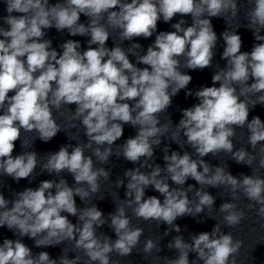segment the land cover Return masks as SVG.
Listing matches in <instances>:
<instances>
[{"label":"clouds","instance_id":"clouds-1","mask_svg":"<svg viewBox=\"0 0 264 264\" xmlns=\"http://www.w3.org/2000/svg\"><path fill=\"white\" fill-rule=\"evenodd\" d=\"M4 2L8 15L2 19L8 28L0 26L3 37L0 39V111L3 112L0 114V176L12 177L17 183L32 176L38 165L37 153L25 151L14 157V142L21 140L22 131H35L44 142L52 140L62 131L53 109L60 112L65 105L75 104V112L68 108V127L75 128L72 122L79 120L87 143L75 147L61 145L41 165L42 172L57 176L66 170L77 186L69 187L63 178L59 182L44 180L36 189L14 193L11 201L0 192V227L6 225L18 237L34 239L36 247L74 241V249L87 257L86 264H120L119 260L111 259V254L130 256L144 231L132 226L126 208L137 219L168 225L164 232L167 236L169 229L181 232L175 223L177 218L196 217L207 208L209 218L214 219L211 212L215 197L203 186L223 187L233 201L222 203L218 209L223 214L224 226L235 228L248 218L247 212L235 203L241 194L249 201L247 209L255 210L264 220V177L258 174L264 169V122L258 116L248 122L250 108L264 105V43H255L250 52H242L243 42L236 31L222 33L226 47L221 58L227 61V66L217 65L218 71L212 76L213 85L219 82V87L204 86L197 90L194 95L199 103L184 109L182 119L171 131V140L175 142L183 132L185 143L194 149L197 159L187 151L183 155L172 151L169 155V147L165 146V167L149 163L154 161V146L159 147L161 138L172 129L170 117L161 124L160 115L171 106L172 97L192 80L180 69L202 70L212 66L218 37L210 18L223 17L226 23L235 20L239 12L237 0H58L54 5L49 0ZM247 3L251 7L246 13V27L253 30L256 41H264L261 35L264 0H247ZM81 14L89 18L87 25L79 22ZM177 14H190L192 25L184 27L186 21L180 19L171 25L175 31L159 32L146 54L136 51L142 47L138 43L131 44L127 51L120 45L106 47L110 37L108 28L119 30L122 43L137 37L147 39L156 32L161 18L168 23ZM53 27L61 32L67 29L72 36H90L87 50L81 52L79 41L68 40L60 45L62 54L58 53L52 48V41L44 39L45 30ZM129 53L136 57L137 64L149 67H137L130 62ZM250 79L254 82L249 85ZM12 92L14 95H9ZM186 95L193 93L189 91ZM124 124L137 128V134L119 145L115 154L140 166L125 171L127 198L116 205L106 221L94 204L78 208L74 196L89 200L99 192L100 179L109 180L110 171L94 167L93 156L101 164L108 163L114 142L123 135ZM245 126L248 144L255 155L243 147L234 151L235 129ZM21 147H30L29 141L22 140ZM86 149L92 155L86 156ZM221 152L250 167L259 156L258 167L252 169V175L241 174L238 179L225 167L212 166L203 159ZM142 168L151 171H141ZM189 178L200 188L192 185L184 188ZM169 179L177 187H170ZM116 186H124V180L118 179ZM149 186L164 197L163 202L156 196L145 199V189ZM193 191L197 198L194 207L188 196ZM62 213L78 216V223L73 224ZM106 223L114 230L115 240L97 234V229ZM190 240L186 242L182 235L174 236L167 248L176 250V258L157 255L154 259H163V264H190L189 253H196L191 264L201 261L238 264L244 245L231 232L225 234L219 222L211 232L192 235ZM153 251L159 253L162 249L158 241L148 238L142 249L145 258ZM62 252L57 260L46 251L33 254L19 238L4 239L0 244V264H81L80 255L69 259L68 249L63 248Z\"/></svg>","mask_w":264,"mask_h":264}]
</instances>
